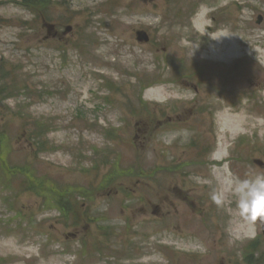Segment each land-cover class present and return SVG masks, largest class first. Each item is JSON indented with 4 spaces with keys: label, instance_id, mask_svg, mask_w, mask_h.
<instances>
[{
    "label": "rangeland",
    "instance_id": "374dc122",
    "mask_svg": "<svg viewBox=\"0 0 264 264\" xmlns=\"http://www.w3.org/2000/svg\"><path fill=\"white\" fill-rule=\"evenodd\" d=\"M261 172L264 0H0V264H264Z\"/></svg>",
    "mask_w": 264,
    "mask_h": 264
},
{
    "label": "clouds",
    "instance_id": "9594fccd",
    "mask_svg": "<svg viewBox=\"0 0 264 264\" xmlns=\"http://www.w3.org/2000/svg\"><path fill=\"white\" fill-rule=\"evenodd\" d=\"M223 36L228 35L220 37ZM226 191L231 192L232 201L226 199ZM211 198L217 206L234 203L233 211L243 221L255 223L259 220L264 222V172L251 177H229L226 187L214 190Z\"/></svg>",
    "mask_w": 264,
    "mask_h": 264
},
{
    "label": "water",
    "instance_id": "95a60500",
    "mask_svg": "<svg viewBox=\"0 0 264 264\" xmlns=\"http://www.w3.org/2000/svg\"><path fill=\"white\" fill-rule=\"evenodd\" d=\"M261 20H262V18L259 17L258 18V23H260ZM68 29H70V28H68ZM136 34H137V39L139 41L148 42V39H149L148 34H145L144 32H139V31L136 32ZM259 225H260V228L262 229V233L264 235V222L259 221Z\"/></svg>",
    "mask_w": 264,
    "mask_h": 264
},
{
    "label": "trees",
    "instance_id": "16d2710c",
    "mask_svg": "<svg viewBox=\"0 0 264 264\" xmlns=\"http://www.w3.org/2000/svg\"><path fill=\"white\" fill-rule=\"evenodd\" d=\"M149 87H145V88H141V92L148 89ZM35 128H37V131L35 132V136L37 138L41 137L44 133L41 131L42 126H35ZM21 172V171H20Z\"/></svg>",
    "mask_w": 264,
    "mask_h": 264
},
{
    "label": "bare ground",
    "instance_id": "6f19581e",
    "mask_svg": "<svg viewBox=\"0 0 264 264\" xmlns=\"http://www.w3.org/2000/svg\"><path fill=\"white\" fill-rule=\"evenodd\" d=\"M220 50H221V47H220V45H219V47H218ZM225 50V49H224Z\"/></svg>",
    "mask_w": 264,
    "mask_h": 264
}]
</instances>
